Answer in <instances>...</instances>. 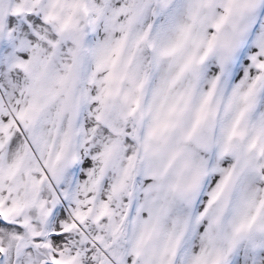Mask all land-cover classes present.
<instances>
[{
	"label": "snow or ice",
	"instance_id": "6c2138e0",
	"mask_svg": "<svg viewBox=\"0 0 264 264\" xmlns=\"http://www.w3.org/2000/svg\"><path fill=\"white\" fill-rule=\"evenodd\" d=\"M0 264H264V0H0Z\"/></svg>",
	"mask_w": 264,
	"mask_h": 264
}]
</instances>
